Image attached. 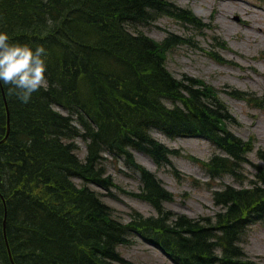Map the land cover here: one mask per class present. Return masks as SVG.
Listing matches in <instances>:
<instances>
[{
	"label": "trees",
	"instance_id": "16d2710c",
	"mask_svg": "<svg viewBox=\"0 0 264 264\" xmlns=\"http://www.w3.org/2000/svg\"><path fill=\"white\" fill-rule=\"evenodd\" d=\"M27 1L28 4L25 0H0V17L7 23L11 21L14 29L24 35L21 41L41 43L45 34L55 32L61 26H70L75 21L81 25H78L75 33V43L78 46L90 45V49L77 54L65 50V43L47 47L50 53L46 72L49 86H42L32 96L46 106L53 121L58 118L53 103L64 105L76 114L83 134L90 142L86 161H82L74 152L75 144L61 140L60 150L68 159L66 163L63 161L67 168L60 166L55 168L56 171L37 163L40 152L32 151V156L27 150L8 148L13 135L0 146V158L6 156L0 171L11 176L13 183L12 190H8L0 181V189L8 198V233L16 261L23 264L20 252H36L41 245L39 241L42 237L36 232V225L41 223L51 225L50 228L42 225L39 230L53 238L49 243L55 246L54 251L59 252L60 260L64 263L75 260L72 264H119L124 259L117 245L128 242L131 233L139 232L168 251L179 264H257L246 258L238 241L250 224L264 221V167L261 166L258 172L260 183L246 189L229 186L216 192V200L223 205V209L216 215L215 221L212 218L200 221L183 215L176 216L166 209L169 212L164 216L144 218L140 212H135L130 222H117L112 217L110 206L95 205L89 200L96 208L89 204L83 207L87 210L86 216H91L86 228L79 233L82 236L81 232L88 231L91 235L81 237L75 243L57 239L54 235L55 225L67 226L70 219L64 214L67 207L62 204L65 202L52 205L54 190L63 180L70 185L75 176L102 182L106 187L114 185L111 177L106 176L105 172L102 174L96 167L99 154L105 149L126 156L128 164L137 168L142 175L144 186L138 195L159 204L164 198L171 199L173 194L153 172L139 164L130 151L137 148L161 163L169 160L172 151L151 135L152 127L172 136L202 135L226 150L231 157L216 155L206 163L212 175L236 173L238 164L245 159L252 144L223 127L224 122L232 117L211 88H199L197 80L192 77L177 79L166 68L165 52L180 41L178 36L158 42L141 31L135 34L129 30L128 24L149 22L156 11H167L179 18L198 22L190 10L178 9L166 0ZM25 6L27 8L23 10ZM18 12L25 15L20 18ZM47 17L54 21L51 28L46 23ZM0 27L2 29L1 21ZM68 83L80 88L79 100L71 98L66 92L72 88L71 85L65 86ZM98 90L103 91L101 96L108 95L107 101L98 102ZM7 95L11 112L14 113L17 103H23L8 92ZM165 98L181 101L183 106L169 107L163 101ZM17 116L21 119L20 114ZM3 117L7 120L0 88V120ZM70 118L64 122L70 123L71 120L73 130V117ZM12 126L16 128L13 121ZM38 129L48 133L55 130L44 127V124ZM5 132L6 127L0 138ZM79 133L80 128L66 137H75ZM25 141L28 139L25 138ZM261 155L264 159V152ZM86 190L83 187L73 190L76 195L72 193L71 199L91 198L96 194L90 192L83 196ZM0 207L4 209L1 203ZM22 215L30 219L29 227ZM53 221L54 224H50ZM105 221L119 223L116 227L118 236L111 238L107 233L109 230L100 228ZM72 229L75 231L74 227ZM56 233L64 236L61 235L64 233L62 229H57ZM88 242L106 244L104 254L94 259L95 252L89 250L87 256L85 254L79 259L72 257L73 253L68 258L63 257L72 250L84 248ZM219 248L220 253L217 252ZM0 263L10 264L1 209Z\"/></svg>",
	"mask_w": 264,
	"mask_h": 264
},
{
	"label": "rangeland",
	"instance_id": "374dc122",
	"mask_svg": "<svg viewBox=\"0 0 264 264\" xmlns=\"http://www.w3.org/2000/svg\"><path fill=\"white\" fill-rule=\"evenodd\" d=\"M172 1L194 9L206 22L214 21V24L211 22L213 27L197 29L172 17L162 16L154 25L143 30L158 40L164 39L170 32L188 38L190 42L175 46L168 53V68L177 77L192 75L204 80L209 88L215 87L238 119V123L229 124V129L245 139L253 136L251 139L255 142L254 151L247 155L250 163H244V167L239 169L243 183L232 175L214 180L210 178L199 160L209 159L214 153L221 151L203 138H170L153 131V136L168 147L180 151L179 155H172V166H159L149 155L134 151L138 162L154 171L173 192L174 198L166 203L167 208L177 213L203 218L220 210L214 200L215 190L227 184L248 186L255 178V165L262 164L258 151L264 149V106H254L234 92L242 90L249 98L264 95V9L256 6L259 5L258 2L263 5L264 3L257 0ZM214 13L215 16L212 17ZM258 26L263 29L255 30ZM221 40L222 44H228L229 47H219L217 41ZM210 50L220 52L225 61L212 58ZM76 140L79 146L77 152L84 158L86 141L82 138ZM104 154L107 173L112 175L116 187L106 191L97 185L92 186L102 192L103 198L115 208L119 219L129 221L134 210L148 215L155 214L156 211L148 202L132 195L142 187L140 174L128 167L124 158H116L107 152ZM173 167L178 169L180 177L174 173ZM76 180L81 184L79 178L76 177ZM133 240L132 244H120L118 247L122 255L132 262L128 264H176L141 237H134ZM242 244L249 255L264 264V224H254Z\"/></svg>",
	"mask_w": 264,
	"mask_h": 264
},
{
	"label": "bare ground",
	"instance_id": "6f19581e",
	"mask_svg": "<svg viewBox=\"0 0 264 264\" xmlns=\"http://www.w3.org/2000/svg\"><path fill=\"white\" fill-rule=\"evenodd\" d=\"M25 3L28 4V1L25 0ZM26 8L27 6L23 7V10ZM17 15H20V18H22L25 15V13L18 12ZM25 19H27V17H25ZM0 21L2 24V29H6L14 39L19 40V41L23 39V37L21 36H24V35L20 34L18 31L14 29L11 21L10 23H7L1 17H0ZM78 25L79 24L74 21L70 26H67V27L61 26V28L57 29L55 32L45 34L44 38L40 42L44 44L46 48L51 47V46L57 47L59 44L65 43L66 44L65 50L69 51L70 53H74V54L81 53L82 50L90 49L89 44L78 46L75 43L74 36L78 29ZM251 25L252 24H250V26ZM79 26L81 27V25ZM260 28L263 29V27L258 26V29H255V30H261ZM68 85H71L72 88L71 90L66 91V92L69 94L71 98L75 100H79L80 98L78 95H79L80 88L72 83H68L65 86L67 87ZM102 92H103L102 90H98V93H100V96L97 99L98 102L107 101L108 95L106 94V95L101 96ZM164 100L165 99H163V101ZM40 106H43L44 109ZM55 111L58 112L57 121L56 120L53 121L49 118L51 116L49 110H47L46 106L41 101H38L36 97H33L32 99H30L28 103H23V104L17 103L16 111L14 113L13 112L8 113L7 120L5 117H3L0 120V135L4 132L6 125L7 124L9 125V123L13 121L16 123V128L14 129L12 126L11 135H13V139H12V143L10 144L8 148H12V149L21 148V149L27 150L29 152V155H32V156H33V154L31 153L32 151L35 153L40 152L39 157L37 159V163L40 164L43 168H50L51 170H54V171H56V169L59 168L60 166L67 168L63 164V161L64 163H66L68 159L66 158L65 153L62 154L60 150L61 145L59 143H61V140L63 142H67L71 137H66V136L76 133L79 129V123H77L78 121L77 115L71 113L70 110L64 109L61 111L60 110H55ZM110 111L111 109L109 110V112ZM112 113H115V112L112 111ZM18 114L21 115V119L18 118L17 116ZM70 116L73 117V123H74L72 124L73 130L70 124L72 123L71 120H70V123L64 122L66 119H69ZM117 116L119 115H116V117ZM42 124H44V127L48 129L50 127H53L55 130L50 133H48V131L40 132L38 128ZM70 130L72 131L70 132ZM83 133H84V130L80 128V133L74 138L75 139L82 138L84 141H86V148H88L90 139L84 136ZM25 138H27L28 141H25ZM2 142H3V137L0 138V143ZM99 155H100V158L96 162V167L98 170H100V172H102V174L105 172V175L108 176L109 174L107 173V167L105 164L106 155L102 151L100 152ZM5 162H6V156H3V158H0V170L4 166ZM79 179L81 180V184L78 183L76 180V177H74L70 185L65 180H63L59 185H57L56 189L54 190L52 194L53 196L51 198V202L53 206H57L59 203L65 202L62 205L67 207V209L64 211V214L66 217L70 219L68 225L64 227H58V225H55L56 228L54 229V235L57 237V239L58 240L61 239L64 242L75 243L81 237L86 238L91 235V233L88 231L81 232L82 236L79 233V231L84 229V227L86 228L85 226L86 222L91 216L90 214L86 216L87 210L86 208H83V207L86 204H89V206H93L96 208V206L91 204L89 200H91L95 205L100 204L103 206H110L113 211L112 217L114 219L116 218L117 222H121V219H119V217L116 215L115 208L103 198L102 192L98 191L97 189H94L92 185L93 184L97 185V187L103 190H106V191H111L110 186L106 187V185L103 184L102 182L96 183L95 181L87 177H80ZM0 181L4 184L5 188H7L8 190H12L13 183H12L11 176H9L7 173L3 171L2 172L0 171ZM161 183L168 190V188L164 185L162 181ZM80 187L87 189L86 192L83 193V196L88 195V193L90 192L96 193V194L93 195L91 198H85V197L75 198L74 197L73 199H71L72 193L76 195V193L73 190L76 191L77 189H80ZM169 200L170 199L168 198H164L161 200L159 204H153L150 202L149 204L156 211L155 214L148 215L141 211L140 213L142 214L144 218L164 216L169 212L166 210V203ZM0 203L3 204L4 206V209L0 207V209L2 210V221H3V227H4V224L6 223V221H9L10 214H9L8 198L1 189H0ZM99 211L98 213H100ZM182 215L190 217V215L188 214H182ZM22 218L25 219L26 225L29 227L31 225L30 219L26 217L25 215H22ZM50 224H54V221ZM118 224L119 223L111 224V222L105 221L104 225L100 226V228L103 227L104 230H109L107 233L111 235V238H114L118 236L119 234L116 228ZM42 225L44 224L39 223L36 225V232L40 234V236L42 237L39 241L40 242L39 244L41 245L39 246L37 251L36 252H33V251L32 252H29V251L20 252V258L23 264H72L74 263L75 260L74 261L71 260L69 263H64L60 260L59 253H57V251L56 252L54 251L55 246L49 243L52 241L53 238L49 237L48 235L43 234L39 230V227ZM44 227L50 228L51 225L46 224L44 225ZM73 227L75 231L72 229ZM57 229H62L64 233H62L61 235H64L63 237H60L56 233ZM218 232L221 233L220 230ZM221 236L222 235H220V238ZM148 243L152 245L153 241L149 240ZM124 244H130V243L124 242ZM106 247H107L106 244H93L91 242H88L86 243V245H84V248L78 249V250H72L69 253H66L68 255L63 256L62 254L61 256H63L64 258H68L69 255L73 253L72 257L74 258L78 257L79 259L81 258L80 256H83L85 254L87 256L90 250V251L95 252L93 257L94 259H96L97 255L102 256L101 253L104 254ZM161 250L166 251L164 248H162ZM10 264H19V263L13 260L10 262Z\"/></svg>",
	"mask_w": 264,
	"mask_h": 264
},
{
	"label": "clouds",
	"instance_id": "9594fccd",
	"mask_svg": "<svg viewBox=\"0 0 264 264\" xmlns=\"http://www.w3.org/2000/svg\"><path fill=\"white\" fill-rule=\"evenodd\" d=\"M46 23L51 28L54 21L47 17ZM49 55L44 44L16 40L6 29H0V87L28 103L46 83Z\"/></svg>",
	"mask_w": 264,
	"mask_h": 264
}]
</instances>
